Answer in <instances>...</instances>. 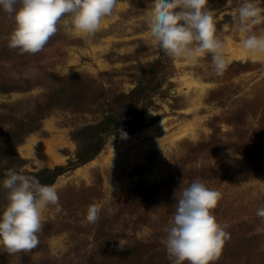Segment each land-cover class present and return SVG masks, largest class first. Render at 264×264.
Masks as SVG:
<instances>
[{"label": "rangeland", "instance_id": "1", "mask_svg": "<svg viewBox=\"0 0 264 264\" xmlns=\"http://www.w3.org/2000/svg\"><path fill=\"white\" fill-rule=\"evenodd\" d=\"M242 2L208 0L229 61L222 76L210 53L158 48L144 20L152 0H118L94 37L61 21L37 54L8 47L15 24L0 8V215L9 171L42 182L66 168L52 184L61 211H44L38 247L0 246V264H171L164 229L176 193L197 179L222 194L212 211L231 235L211 264H264V59L242 47L232 21ZM92 204L100 219L88 224Z\"/></svg>", "mask_w": 264, "mask_h": 264}, {"label": "clouds", "instance_id": "2", "mask_svg": "<svg viewBox=\"0 0 264 264\" xmlns=\"http://www.w3.org/2000/svg\"><path fill=\"white\" fill-rule=\"evenodd\" d=\"M117 3L118 0H0V8L15 24L8 47L21 54H37L58 33L61 21L83 36L94 37L101 30L102 20L112 16ZM207 5L208 0H152L144 20L158 48L167 56L191 60L197 54L210 53L215 74L222 76L229 61ZM232 21L244 36L243 49L257 60L264 59V34L257 35L253 30L264 24V7L256 0H243ZM121 133V138L126 139L127 134ZM3 187L8 203L0 215V246L9 255L30 253L40 243L44 211L49 206L61 211L58 191L54 186L41 184L35 176L15 171L8 172ZM221 197L219 191L198 179L178 190L170 226L164 229L166 236L161 239L171 264H211L219 259L231 239L227 225L220 224L212 211ZM100 212L99 205H89L85 222L97 223ZM256 215L264 224V206L258 208ZM261 230L256 228L257 232Z\"/></svg>", "mask_w": 264, "mask_h": 264}, {"label": "trees", "instance_id": "3", "mask_svg": "<svg viewBox=\"0 0 264 264\" xmlns=\"http://www.w3.org/2000/svg\"><path fill=\"white\" fill-rule=\"evenodd\" d=\"M90 160H93V158H90V159H87V160H84L82 162V164H85L86 162L90 161ZM66 169L65 167H62V166H57L55 167L53 170H45L43 171L44 174H46V178L40 182L41 184H44V185H51L54 183L55 181V178L57 177L58 175V172L59 171H62Z\"/></svg>", "mask_w": 264, "mask_h": 264}, {"label": "bare ground", "instance_id": "4", "mask_svg": "<svg viewBox=\"0 0 264 264\" xmlns=\"http://www.w3.org/2000/svg\"><path fill=\"white\" fill-rule=\"evenodd\" d=\"M232 44H233V43H232ZM229 46H230V45H229ZM233 49H234V48H233ZM241 51H242V50H241ZM243 51H244V50H243ZM243 54H244V53H243ZM240 56H241V55H240ZM249 59H250V58H249ZM188 80H189V79H188ZM188 82H189V81H188ZM186 84H187V82H186ZM198 86H199L198 88H201L199 84H198ZM147 133H148V132H147ZM148 134H150V133H148ZM145 135H146V133H144V134H143V133H140V136H139V137L142 138V137L145 136Z\"/></svg>", "mask_w": 264, "mask_h": 264}]
</instances>
